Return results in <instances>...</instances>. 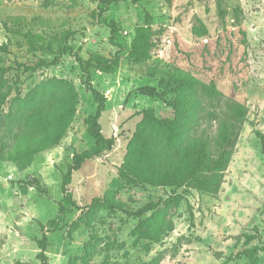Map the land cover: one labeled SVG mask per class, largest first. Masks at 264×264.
<instances>
[{
    "label": "rangeland",
    "instance_id": "obj_1",
    "mask_svg": "<svg viewBox=\"0 0 264 264\" xmlns=\"http://www.w3.org/2000/svg\"><path fill=\"white\" fill-rule=\"evenodd\" d=\"M95 8L89 0H0V47H5L0 50V75L6 81L0 140L11 123L8 113L37 123L38 105L57 103L70 92L77 97L74 119L56 146L38 153L24 170L0 162V264H40L36 241L42 227L57 216L62 176L73 154L94 144L84 119L94 115L97 103L76 60L65 54L56 65L34 71L17 70V65L50 62L64 46L83 60L113 56L118 48L109 42L110 29L94 19ZM146 16L151 25L165 27L166 38L150 59L135 63L129 54L135 29ZM105 17L118 25L119 66L112 74L95 68L90 74L92 87L106 99L101 133L116 142L72 174L68 190L78 208L57 231L46 234L47 264H250L244 251L253 247L259 249L255 264H264V156L255 135H264V0H119ZM198 26L202 30L195 33ZM26 33L40 39L30 44ZM150 67L212 84L222 96L211 100L198 87L191 91L199 105L179 126L189 129L186 140L203 129L214 135L229 103L243 106L246 116L216 194L191 190L184 200L161 204L136 219L90 203L108 197L131 211L170 195V188L127 185L117 177L136 126L147 120L145 112L151 110L159 119L174 116L165 103L137 93L145 86L163 90L160 77L146 75ZM52 79L66 84L52 86L49 96L20 107L27 94ZM174 97L168 94L166 103ZM34 178L45 194L30 187ZM147 227L159 233L158 241L138 235V229Z\"/></svg>",
    "mask_w": 264,
    "mask_h": 264
},
{
    "label": "trees",
    "instance_id": "obj_2",
    "mask_svg": "<svg viewBox=\"0 0 264 264\" xmlns=\"http://www.w3.org/2000/svg\"><path fill=\"white\" fill-rule=\"evenodd\" d=\"M89 1L96 4L93 15L96 22L110 29L109 42L118 48L113 56L106 58L90 55L86 60H83L72 48L64 46L57 50L50 62L40 61L34 66L17 65V70L23 68L24 71L49 68L56 65L63 55L69 54L79 64L81 76L84 79L83 84L97 103L94 115L84 119L87 134L94 144L85 151L73 154L71 163L62 176L63 198L58 205L57 216L42 227L41 237L36 241L38 249L36 259L40 264H47L46 234L57 231L64 223L65 217L78 208L68 190L72 174L80 170L86 161L99 158L104 153L111 151L116 142L114 137L106 138L101 133L99 119L104 110L106 99L103 94L92 87L90 69L95 68L101 73L112 74L119 66L122 49L116 44L118 25L115 22L108 23L105 17L106 9L111 5L118 4L119 0ZM131 1L133 4H139L143 0ZM201 30V26L194 28L195 33H200ZM241 35L245 38L244 32H241ZM25 38L30 44H34L40 39L39 36L31 33H26ZM165 38V27L151 25L149 16H146L144 25L135 29V42L129 54L130 58L135 63L150 59L154 53L161 49ZM0 50H5V47H0ZM2 72L4 69L0 67V74ZM146 75L150 78L160 77V85L163 90L158 91L154 87L145 86L139 88L137 93L165 103L173 109L174 116L172 119H159L154 116L151 110L145 112L147 120L136 126L127 145L124 163L118 169L117 177L127 185L170 188V195L165 200L158 199L156 202H148L139 209L131 211L123 204L108 197L93 198L90 203V206L94 208L102 206L136 219L154 212L161 204L167 205L184 200L191 190L200 194H216L220 189L223 173L230 163L241 125L246 116L243 106L229 103L226 111L218 119V127L214 135L207 134L203 129L194 138L186 140L185 136L189 133V129L186 125L183 129H180L179 126L186 115L199 105V102L191 95V91L198 87L211 100L221 98L220 92L212 84H202L181 72L150 67L146 70ZM60 84L66 83L52 79L46 84L36 87L22 99L20 107L28 101L49 96V88L57 87ZM5 85L6 81L0 75V108L5 104L6 95L1 92ZM168 94L175 96L172 103H166ZM76 104L77 97L74 92H70L69 96L62 97L57 103L40 104L36 108L37 123H34L31 117H26L23 121L22 118L8 113L6 116L11 123L0 140V162L15 163L19 170L29 167L38 153L56 146L65 135L74 119ZM255 135L261 146V154L264 156V135L260 132H255ZM6 138L13 142L6 141ZM30 187L35 188L40 194L46 193V189L41 186L37 178L32 180ZM137 232L141 238H148L155 242L159 240V233L151 227L138 229ZM258 251L257 247L244 251V256L251 261L250 264L256 263L254 256ZM227 260L231 261L232 259ZM13 264L28 263L16 261Z\"/></svg>",
    "mask_w": 264,
    "mask_h": 264
}]
</instances>
